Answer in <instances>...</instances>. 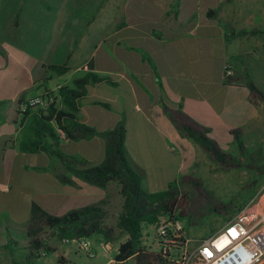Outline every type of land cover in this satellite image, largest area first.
<instances>
[{
    "label": "crops",
    "instance_id": "crops-1",
    "mask_svg": "<svg viewBox=\"0 0 264 264\" xmlns=\"http://www.w3.org/2000/svg\"><path fill=\"white\" fill-rule=\"evenodd\" d=\"M254 30L264 31V0H0V101L8 102L0 109V234L16 233L24 237L16 241L26 246L34 206L62 217L93 205L110 210L122 203L118 183L97 186L46 152L19 149L21 100L57 94L62 86L75 89L77 79L96 75L100 82L87 87L77 116L98 135L69 141L57 130L60 147L91 167L100 166L106 157L105 133L123 124L126 157L141 175L145 192V180L153 187V151L163 155L159 170L174 169L173 182L198 152L174 124L173 113L182 112L216 136L260 123L264 103H251L246 87L225 82L227 64L233 75L248 70L254 81L251 69L264 43L253 41L264 33L239 35ZM48 65L69 70L60 75ZM239 92L255 112L243 125L229 128L226 113L238 104ZM147 193L153 194V188ZM145 234H151L149 226ZM91 239L95 259L101 260L97 264L134 261L116 263L120 244ZM106 243L113 247L110 254ZM49 246L53 251L39 264H93L74 245L54 239ZM53 254L56 258L45 262ZM0 255L15 264V256ZM26 257L21 255L23 264Z\"/></svg>",
    "mask_w": 264,
    "mask_h": 264
},
{
    "label": "trees",
    "instance_id": "trees-1",
    "mask_svg": "<svg viewBox=\"0 0 264 264\" xmlns=\"http://www.w3.org/2000/svg\"><path fill=\"white\" fill-rule=\"evenodd\" d=\"M259 33L264 31H242L239 35L254 36ZM47 68L60 75L66 74L69 70L66 65H48ZM99 82L100 79L96 75L87 74L75 81V89L62 86L57 94L53 92L57 98L50 109L45 111L29 106L24 112L18 111L22 117L18 146L24 153H48L61 162L68 171L97 186L106 187L112 182L118 183L124 200V209L117 225L109 227L106 224L109 212L102 205L85 207L62 217L50 215L34 206L27 234L28 244L22 246L20 242L12 239L0 247V252L16 256L17 251H23L22 255H27V262H36L43 258V253L53 251L49 246L51 240L102 237L107 242H115L117 230H120L127 234L128 239L120 243L115 257L116 263H125L133 259L136 264H171L165 255L149 252L143 245L146 228L162 213L183 220L197 212L198 205L194 203L192 205L191 192H184L181 187L188 185L190 189H196L203 199L205 197L201 181L192 176H185L180 182L171 183L164 192L145 193L141 187V175L130 167L126 157V131L123 124L105 133L106 157L100 166L91 167L86 160L65 154L60 149L61 137L57 130H60L65 140L69 141L89 140L98 135V131L82 123L77 114L81 97L86 94L87 87ZM225 82L246 87L250 92L251 103L255 105L264 103V92L251 79L248 70L240 75L225 76ZM23 101L26 100L23 99L20 103ZM7 106V101H0V109ZM0 116L3 118L1 114ZM172 119L179 131L193 140L222 169L248 168L264 176V165L257 164V159L263 151L258 149L255 155H250L249 148L242 140L241 129L231 132L239 151V155L235 156L226 153L216 140L209 137L210 128L193 124L182 112L173 113ZM208 201L209 199H206V202ZM211 204L216 215L224 218L236 213V207L232 202L219 203L212 200ZM15 264L19 263L16 261Z\"/></svg>",
    "mask_w": 264,
    "mask_h": 264
},
{
    "label": "rangeland",
    "instance_id": "rangeland-1",
    "mask_svg": "<svg viewBox=\"0 0 264 264\" xmlns=\"http://www.w3.org/2000/svg\"><path fill=\"white\" fill-rule=\"evenodd\" d=\"M5 6L6 5H4L3 7ZM253 42L263 44L264 38L259 36ZM10 62L14 63L13 65H16L17 63L15 62V60H10ZM1 63L2 62L0 61V64ZM251 72L256 85L264 92V53L261 59H259V63L256 64V68L254 66L252 67ZM71 86H73V84ZM241 93L242 92H239L237 98L238 104L232 108H229L226 113V124L229 128H236L240 125H243L246 121L249 120L251 114L255 112V108H252L250 105L241 100ZM218 129L221 128L218 127ZM209 137L216 140L226 153L235 156L239 155L237 144L231 134H226L224 132L217 136L211 134ZM242 140L244 141L245 146L249 148L250 155H255L258 149H261L263 151L262 155L257 159V164L263 166L264 106L263 108H261L260 123L252 125L245 129V131H242ZM192 142L197 147L198 152L192 153L193 156L191 158L189 157V164L183 170L182 177L192 176L199 179L203 184V195L205 198L202 199L196 189H190L188 185H180L182 186L181 188L184 192H191L192 205L193 203L195 205H198L197 212H194L189 217L181 220L183 226L185 227V230L189 235V239L191 240L189 247H194L204 239L214 234L216 231L220 230L233 216H235L243 209L247 207H249V209L251 210L264 208V176L258 175L255 171L248 168L224 170L218 164L214 163L193 140ZM60 149L62 152L63 150H66L63 147H60ZM129 155L133 159L137 158L131 153H129ZM162 157L163 155L160 152L153 151V187L151 185V180H145V184L143 186L145 193L152 191V188L153 193L164 192L165 190H167L168 186L173 183L171 177L174 169L172 170L171 166L168 169H165L167 170L166 172L161 171L163 170L160 168L163 165ZM178 182H180V180ZM206 199H209V201L206 202ZM212 200H215V202L219 203H234V206L236 207V213L232 216H228V218H224L221 215H216L215 211H213L211 207ZM123 206L124 200L122 198V203L117 204L115 206V209L112 208L108 210L109 215L106 224L109 227L117 225L119 216L124 209ZM144 227L146 228V226ZM22 238L24 237H20L16 233L10 234L9 232H5L4 234H0V242L5 241V244H8V242H10L12 239L20 240ZM116 238L117 240L111 243L118 246L120 243L125 242L128 239V236L127 234L122 233L120 230H117ZM57 242L61 241L57 240ZM143 245L148 248L149 240L147 237L144 238ZM16 253V261L19 264H23L21 262V255L23 251H17ZM55 258L56 254H53L48 257L45 262L49 261L51 263ZM83 260L86 262H91L93 264H97L101 261L100 259L89 260L85 256L83 257ZM0 264H11V262L8 257L0 255ZM126 264L136 263L135 261H130Z\"/></svg>",
    "mask_w": 264,
    "mask_h": 264
},
{
    "label": "built area",
    "instance_id": "built-area-1",
    "mask_svg": "<svg viewBox=\"0 0 264 264\" xmlns=\"http://www.w3.org/2000/svg\"><path fill=\"white\" fill-rule=\"evenodd\" d=\"M233 75L230 64L225 66V76ZM53 92L23 101L19 111L24 112L29 106L48 110L56 102ZM175 149L172 148V151ZM151 234L147 237L149 252L165 255L171 264H264V208L243 209L233 216L220 230L204 239L194 247H189L181 220L162 213L149 225ZM67 245L76 246L89 260L97 257L91 238L79 237L64 239ZM108 254L113 251L110 243L103 245ZM43 257L46 253L42 254ZM27 264H39L28 262Z\"/></svg>",
    "mask_w": 264,
    "mask_h": 264
}]
</instances>
